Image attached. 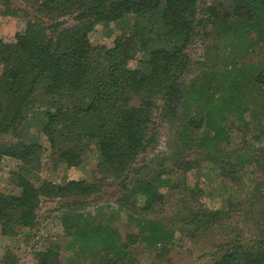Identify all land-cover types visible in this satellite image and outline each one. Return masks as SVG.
<instances>
[{"label":"trees","instance_id":"obj_1","mask_svg":"<svg viewBox=\"0 0 264 264\" xmlns=\"http://www.w3.org/2000/svg\"><path fill=\"white\" fill-rule=\"evenodd\" d=\"M0 14L33 28L32 38L0 36V166L16 161L19 188L0 190V234H34L52 202L64 237L31 262L5 249L0 264H135L139 246L168 263L176 232L211 244L207 264H264V0H0ZM99 27L116 32L110 46L85 41ZM86 144L100 166L127 170L39 175L47 149L70 164ZM200 166L235 191L222 188L211 208L180 198L164 215L166 193L186 196L181 177Z\"/></svg>","mask_w":264,"mask_h":264},{"label":"rangeland","instance_id":"obj_2","mask_svg":"<svg viewBox=\"0 0 264 264\" xmlns=\"http://www.w3.org/2000/svg\"><path fill=\"white\" fill-rule=\"evenodd\" d=\"M212 0H202L203 2H211ZM28 19L22 15H1L0 14V36L4 41H11L16 33L24 34L27 38H32L31 33L33 28ZM105 28L99 27L97 30L86 33L85 41L88 44L102 43L106 46L111 45L112 37L116 35V32L111 36H105ZM138 62L132 60L129 62V66H137ZM196 68V69H195ZM192 70L187 73L186 81H188L199 68L195 65ZM160 130L163 127H159ZM165 139V137H162ZM239 138H236L238 141ZM174 148L171 140L162 142L161 149L164 153L168 154ZM194 154H187V158H192ZM162 157V156H161ZM160 157L155 158V160ZM71 159V160H70ZM54 154L50 153L47 149L43 155L42 166L39 171V175L42 178H48L57 182L63 181L69 178L92 180L93 175L96 178L111 179L115 175L126 171L127 166L121 165H102L98 164L99 161V149L95 144H86L83 148L82 154L78 158L70 157L68 160L73 163H57L54 164ZM167 164H171L172 160H167ZM16 161L12 158L5 157L0 166V190L4 192H18L19 188L14 186L10 181V173L15 169ZM239 167V166H238ZM207 166H200L199 168H192L182 175V181L188 187L184 190L186 196L174 189L166 193V197L163 202V214L167 216L173 215L179 203V199H187V204H195L196 201L202 203L206 207L219 206L220 199L217 195L222 193V188L227 190H234L233 183L229 182V179L221 180L217 176L211 175ZM226 180V182H225ZM222 191V192H221ZM183 192V193H184ZM244 197L243 192H236V198ZM196 199V200H195ZM185 203V201H184ZM54 207L52 202H47L43 205V212L41 213L40 223L35 229L34 234L24 238L23 236H4L0 234V255L5 249H11L17 257L25 259L26 261H32L33 249H42L47 245L62 240V227L58 219V211L50 210ZM122 232H128L133 228V224H126L122 221L119 223ZM256 224H252L249 227H245L244 237L248 239L252 237L256 232ZM172 249L169 254L170 262L160 263L155 260L149 253L145 252L140 246L136 249L137 261L135 264H207L210 261L208 251L211 249V244L203 238L200 240L185 239L182 234L176 232L174 234ZM67 251H61V261L67 256ZM84 259H78L75 264H85ZM64 264V263H63Z\"/></svg>","mask_w":264,"mask_h":264}]
</instances>
